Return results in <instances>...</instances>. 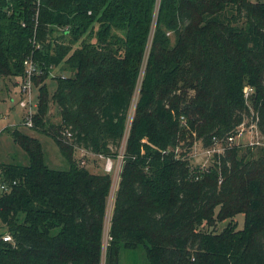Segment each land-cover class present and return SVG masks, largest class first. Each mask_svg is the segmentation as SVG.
Returning <instances> with one entry per match:
<instances>
[{"label":"trees","instance_id":"1","mask_svg":"<svg viewBox=\"0 0 264 264\" xmlns=\"http://www.w3.org/2000/svg\"><path fill=\"white\" fill-rule=\"evenodd\" d=\"M155 7L0 0V77H23L26 59L41 80L53 67L71 73L56 78L53 94L40 87L29 127L52 138L68 170L46 164L38 138L3 129L29 165L0 163L9 187L0 218L15 243L0 241V264H264V146L227 143L252 114L264 136V0ZM139 83L105 250L112 176L91 172L75 154L117 157ZM245 85L254 88L252 107ZM51 105L59 123L50 121ZM196 140L225 147L208 171L191 167ZM241 213L242 229H214Z\"/></svg>","mask_w":264,"mask_h":264},{"label":"rangeland","instance_id":"2","mask_svg":"<svg viewBox=\"0 0 264 264\" xmlns=\"http://www.w3.org/2000/svg\"><path fill=\"white\" fill-rule=\"evenodd\" d=\"M253 2L262 1V0H251ZM155 25V23H154ZM58 33H55V36ZM145 67V65H144ZM144 70V68H143ZM41 71L39 68L37 69L36 74L33 76V84H32V103L33 105H37L39 102V92L40 87L45 85L50 94H53L57 87V79L59 76H71V73L64 70L63 66L53 67L50 70L49 76L45 80H41L40 76ZM38 76V77H37ZM25 75L18 78H2L0 77V163L6 164H21V165H29V157L27 153L14 142L13 137L9 132L3 131L5 127H19L23 132L38 138L44 150V160L46 164H48L51 168L59 169V170H68L70 168L69 162L62 155L59 147L55 144V142L49 136L39 133L35 130L30 129L24 123L27 120L28 116V107L22 108L19 104L21 99L25 98L26 93L22 90V85L25 82ZM246 86V85H245ZM250 86V85H249ZM140 93V83L137 85L133 97L132 104L130 106V110L128 113V122L127 129L124 134L121 147L119 149L118 154L121 150H126L131 126L135 115L136 103ZM250 102V101H249ZM249 105H252L249 103ZM35 113V112H34ZM49 118L51 123H59L60 116L56 106L51 105L49 111ZM187 119V117H186ZM183 120V119H182ZM184 121V120H183ZM186 121V120H185ZM186 128L189 129L188 122L186 124ZM243 135L240 137H236L233 143L240 144L243 146L259 144L264 146V136L259 129L257 131L258 126L252 121V119H248L242 126H240ZM191 133V130H189ZM70 137V134H68ZM195 137V136H194ZM220 146H213L209 148L203 147L199 140L194 142L193 148L189 154V161L191 163V167L196 172L197 169L201 171H208L215 164V154L224 152V146L220 143ZM178 156H182L183 152L181 150H176ZM76 159L80 165L86 167L93 173L104 174L107 173L105 169V161L100 157V155H96L85 151L83 149H78L76 152ZM120 167V166H119ZM123 164H121V168L118 171L116 176H112V185L109 192L107 207H106V215L104 221V248L106 250V246L109 241V229L111 226V218L115 206L116 193L119 188L120 182V174L122 171ZM219 209H216V212ZM234 223L237 229H242L245 223V215L243 213L235 215L232 219H228L224 222L217 221L214 229L218 232H221L225 227L229 224ZM233 224V225H234ZM104 250V253H105ZM104 264V260H103Z\"/></svg>","mask_w":264,"mask_h":264},{"label":"built area","instance_id":"3","mask_svg":"<svg viewBox=\"0 0 264 264\" xmlns=\"http://www.w3.org/2000/svg\"><path fill=\"white\" fill-rule=\"evenodd\" d=\"M160 4H161V0H156V7H155L156 8V13L158 12ZM24 65H25V78L26 79H25L24 84L22 85V90L24 91V93H26V95H25L24 99H21L19 101V104H20V106L22 108H26V107L29 108L28 109L29 113H28V116H27V120L24 123V125H27V127H31L33 125V123H34L33 122L34 115L37 112V109H36V111H34V109L37 107V105H33V103H32V100H33V98H32V84H33V76L36 74L38 67H37V64L35 63V61L33 59H26L25 62H24ZM243 93H244V98L246 100L247 105L249 107H252V105H249V103L252 104L251 97L254 94V88L249 86V85H246L244 87V89H243ZM252 115H253L252 121L258 126V118L254 119V114H252ZM238 130H239V132H238V134L236 136H232V137L228 138V140H227L228 145L234 144L233 142L236 139V137H240V136L243 135L242 130L240 129V127L238 128ZM257 131L259 132V126H258ZM256 145H259V144L256 143ZM213 146L221 147L220 146V142H218V141L217 142L215 141ZM124 154H125V149H124V151L122 149L121 152L117 155L116 158L105 157L103 155H100V157L102 159H104V161H105V169H106L107 173H109V174H111L113 176L117 175L118 171L121 168V164L124 163ZM8 190H9V187L3 181L2 176H1V172H0V194L2 192L8 191ZM0 241L6 242V243H11L13 245L15 244L14 243V238L11 235V233L8 232L7 229L4 228V225H3L2 221H1V218H0Z\"/></svg>","mask_w":264,"mask_h":264},{"label":"crops","instance_id":"4","mask_svg":"<svg viewBox=\"0 0 264 264\" xmlns=\"http://www.w3.org/2000/svg\"><path fill=\"white\" fill-rule=\"evenodd\" d=\"M5 128H6V127H5ZM5 128H4V129H5Z\"/></svg>","mask_w":264,"mask_h":264}]
</instances>
